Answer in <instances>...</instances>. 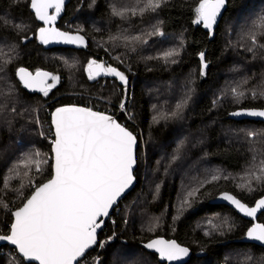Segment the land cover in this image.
Returning <instances> with one entry per match:
<instances>
[{"label":"trees","instance_id":"trees-1","mask_svg":"<svg viewBox=\"0 0 264 264\" xmlns=\"http://www.w3.org/2000/svg\"><path fill=\"white\" fill-rule=\"evenodd\" d=\"M145 2L70 0L58 26L88 38L87 50H74L42 47L26 0H0V234L10 232L12 212L34 186L52 176V142L40 137L37 117L51 130L56 107L87 104L112 111L142 137L137 135V184L113 210L84 264H166L144 248L156 237L188 247L185 264H264V248L237 241L252 222L212 203L222 192L248 206L264 197V181L243 186L264 160V122L228 117L238 109H264V99L251 98L264 91V48L248 51L254 47L249 30L264 16V0H229L213 32L195 22L199 0H167L155 12L113 15V8L139 9ZM257 44H264V35H257ZM172 50L178 54L165 58ZM91 60L117 68L127 83L111 75L90 80ZM20 67L48 70L60 80L47 97L32 93L16 76ZM233 88L246 98L237 100ZM36 151L48 163L42 173L33 167L26 176L23 163ZM259 221L264 224V212ZM13 261L35 264L0 245V264Z\"/></svg>","mask_w":264,"mask_h":264},{"label":"snow or ice","instance_id":"snow-or-ice-1","mask_svg":"<svg viewBox=\"0 0 264 264\" xmlns=\"http://www.w3.org/2000/svg\"><path fill=\"white\" fill-rule=\"evenodd\" d=\"M26 2L34 11V15L49 25L39 29V40L43 44L63 42L86 46L84 36L62 32L55 27V21L65 0H26ZM166 3L167 0H146L139 9L113 8V15L124 17L129 12L133 16L138 13L143 15L149 10L155 12ZM225 4L226 0H199L195 9L197 17L195 22L202 23L205 28L211 30L217 23V17ZM49 9H54L55 14H49ZM156 31L157 34L163 35L158 29ZM258 34L264 35V16L259 17L249 30V38L254 47L249 48L248 51H254L256 47L264 48V44H257ZM110 39L117 40L120 37H110ZM124 39L128 38L124 37ZM132 39L140 40L141 37ZM177 54L172 50L165 53V58ZM199 55L203 68H206L204 53L201 52ZM172 62L175 63L174 60ZM86 70L90 80H95L101 75H111L127 83L123 72L115 67H106L104 63H98L96 60L89 61ZM203 74L202 70L201 75ZM17 76L24 88L38 91L45 97L60 80V77L49 72L37 71L33 75L22 67L17 70ZM49 79L52 83H48ZM231 91L237 100L246 98L245 92L238 88H233ZM251 98L264 99V91H253ZM180 107L181 105H177V108ZM120 108L124 109L125 105L121 103ZM232 115L264 117V109H244ZM52 124L55 127V139L52 141L54 175L47 182L36 184L30 197L26 198V202L12 212L14 222L11 224L9 234H0V242L6 241L14 245L26 262L79 264V258L84 257L87 250L97 244V230L104 224L103 217L109 215V209L117 203L134 181L133 166L136 163L137 140L131 131L112 116L87 107L74 105L59 107L52 113ZM258 134L260 133H248L249 136ZM47 163L43 154L36 151L23 163V167L27 169L25 175L27 176L33 167L37 173H42V166ZM247 175L249 179L243 186H250L253 180L257 183L264 181V160L260 161L256 171ZM218 178L213 176L212 179ZM5 187H8L7 181ZM195 195V191L188 193L189 197ZM223 199L231 202L248 217H255L258 211L264 210V198L259 199L254 207H248L228 193L223 194ZM185 203L189 202L186 200ZM4 207L7 205L5 204ZM247 236L264 242V224H255L248 230ZM99 246L103 247V244ZM144 247L154 250L161 259L167 261L178 260L187 256L189 252L188 248L181 247L175 240L162 238L151 240ZM12 264H15V261Z\"/></svg>","mask_w":264,"mask_h":264},{"label":"water","instance_id":"water-1","mask_svg":"<svg viewBox=\"0 0 264 264\" xmlns=\"http://www.w3.org/2000/svg\"><path fill=\"white\" fill-rule=\"evenodd\" d=\"M228 1H229V0H226L225 7H224L223 9H221V14L217 17V23L213 26V28H212L211 30L207 29L208 31L213 32V31L216 29V27L219 25V23L221 22V20H222V18H223V15H224V13H225V11H226V9H227ZM69 3H70V0H65V3H64V5H63V7H62V10H61L59 16L57 17V20L55 21V27H56L58 30L62 31V32H67V33L72 34V35H77V34H79V35L84 36L86 46H84V45H78V44H66V43H63V42H50V43H48V44H43V43L39 40V29H40L41 27H48L49 25H46L43 21L39 20V19L34 15V16H35V19H36V21H37V23L40 25L39 28H38L37 31H36V38H37L38 43H39L42 47H44L45 49L69 48V49H74V50H87V48H88V38H87L85 35H83L82 33H79V32L65 31V30L60 29V28L58 27V23H59V21L61 20V18L64 16V14H65V10H66V7H67V5H68ZM30 11L34 14V11H33L31 8H30ZM48 12H49V14H55V10H54V9H49ZM20 68H21V67H20ZM22 68L27 69V70H28L30 73H32L33 75H35V73H36L37 71H44V72H49V73H51L50 71H48V70H44V69L37 70V71H33V70H31V69H29V68H27V67H22ZM18 69H19V68H18ZM18 69H17V70H18ZM51 74H52V73H51ZM16 76H17V71H16ZM17 78H18V76H17ZM18 80H19V78H18ZM19 81H20V80H19ZM50 82H51V80L49 79V80H48V83H50ZM20 83H21V82H20ZM21 84H22V83H21ZM22 86H23V84H22ZM23 87H24V86H23ZM25 89H26V88H25ZM26 90H28L29 92H32V93H36V92L31 91V90H29V89H26ZM37 92H38V91H37ZM39 93H40V92H39ZM63 106H73V105H63ZM74 106L86 107V106H82V105H74ZM59 107H62V106H59ZM59 107H56V108L52 111V113H54L55 110H56L57 108H59ZM87 108H89V107H87ZM244 109H257V110H261L262 108H243V109H238V110H235V111L229 113V115H228L229 119L234 120V121L251 120V121L264 122V117H253V116H248V115H232V113L239 112V111H242V110H244ZM93 110H94V109H93ZM94 111H96V110H94ZM98 112H99V111H98ZM52 113H51V116H50V121H51V125H52V128H53V133H55V127H54V125L52 124ZM104 114H106V113H104ZM106 115H109V114H106ZM109 116H111V115H109ZM112 117H113V116H112ZM113 118H114L118 123H120L115 117H113ZM120 124H121L122 126L126 127L124 124H122V123H120ZM126 128H127V127H126ZM127 129H128V128H127ZM128 130L131 131L130 129H128ZM131 132H132V131H131ZM132 133H133V132H132ZM133 135L136 137V140H137V143H136V146H135V159H136V163H135V165L133 166V176H134V181H133L132 185H130V187H129L128 189H126L125 192L122 194V196L118 199L117 203H116L115 205H113L112 208L109 209V215H108L107 217H103L104 224L102 225V227H101L100 229L97 230V243H98V236H99L100 232L103 230V228L105 227L106 222H107L108 219L110 218V216H111L113 210L119 205V203H120V202H121V201H122L127 195H129V194L133 191V189L135 188V186H136V184H137V179H136V176H135V171H136V168H137V154H136V153H137V148H138V139H137V136L135 135V133H133ZM54 136H55V135H54ZM52 147H53V145L51 146V149H52ZM53 166H54V153L52 152V176H51V178H52L53 175H54V168H53ZM51 178H50V179H51ZM47 181H48V180H47ZM47 181H46V182H47ZM44 183H45V182H44ZM224 193H228V194H231V195L235 196L234 194H232V193H230V192H222V193H220L219 195H217V196L212 200V203H213V204H219V205H226V206L230 207L231 209H233L234 211H236L241 217H243V218H245L246 220H249V221L252 222V225L247 229V231H246L244 237L241 238V239H239V240H237V241H239V242H243V243L255 244V245L259 246V247L264 248V242L256 241V240L250 239V238L247 236V232H248V230H249L251 227H253L255 224H263L262 222L259 221V216L264 212V210H260V211H258L255 217H248V216H246L244 213L240 212L239 209H237L233 204H231V202H229V201L223 199V194H224ZM31 194H32V193H31ZM29 197H30V196H29ZM235 197H236V196H235ZM236 198L239 199L238 197H236ZM263 198H264V197H263ZM239 200H240V199H239ZM25 202H26V201H25ZM25 202H24V203H25ZM241 202L244 203L243 201H241ZM244 204H245V203H244ZM255 204H256V203H255ZM255 204L252 205V206H248L247 204H246V205H247L248 207H254ZM12 217H13V215H12ZM13 222H14V217H13V221H12V223H13ZM8 234H9V233H8ZM161 238L164 239V240H168V239L163 238V237H156V238H153V239H151V240L161 239ZM151 240H149L147 243H149ZM171 240H173V239H171ZM175 241H176V240H175ZM147 243H145V244H147ZM176 243H177L178 245H180L181 247L188 248V247H186V246H184V245H181V244L178 243L177 241H176ZM0 245H8V246H10V247L15 248L14 245H11L10 243H8V242H6V241H4V242H0ZM96 246H97V244L93 245L90 249H88L87 252H86V254H85V256L89 253V251L93 250ZM144 248H145V247H144ZM15 249H16V248H15ZM145 249L148 250V251H150V252L155 253V254L157 255V257H158L159 262H161V263H166V264H185V263H187V262L190 260V257H191L190 249H189V248H188L189 252H188V255H187V256H183V257H181L180 259L175 260V261H167V260H163V259H161V258L159 257V254L156 253L154 250H152V249H147V248H145ZM16 251H17V250H16ZM17 253H18V251H17ZM18 255L21 257V255H20L19 253H18ZM85 256H84V257H85ZM84 257L79 258V261L82 260ZM25 262H26V261H25ZM26 263H35V264H38V262H35V261H32V262H26Z\"/></svg>","mask_w":264,"mask_h":264},{"label":"built area","instance_id":"built-area-1","mask_svg":"<svg viewBox=\"0 0 264 264\" xmlns=\"http://www.w3.org/2000/svg\"><path fill=\"white\" fill-rule=\"evenodd\" d=\"M86 106H87V104H86ZM89 106H92V105L89 104ZM98 109H100V106L98 107ZM118 109L120 110V112L123 111V112L125 113V115L127 116L126 111H125L124 109H121L120 107H118ZM46 111H47V113L49 112V107H48V106H47ZM103 112H105V113H107V114H109V115H112V114H113V112L110 111V110H107V111L103 110ZM50 114H51V113H50ZM127 119H128V117H127ZM37 124H38L39 131H40V137H41L42 139H46V140H48L49 142H52V141L55 139V136H54V133H53V128L50 130V129L48 128V123H43V122L41 121V119H39V117H37ZM41 133H43V135H41ZM136 133H137V135H138V136L140 137V139H141V137H142V132H141V130L138 129V130L136 131ZM93 259H95V256L93 257ZM79 264H84V263H83V261H82V262L80 261Z\"/></svg>","mask_w":264,"mask_h":264},{"label":"rangeland","instance_id":"rangeland-1","mask_svg":"<svg viewBox=\"0 0 264 264\" xmlns=\"http://www.w3.org/2000/svg\"><path fill=\"white\" fill-rule=\"evenodd\" d=\"M60 22V21H59ZM59 24V23H58ZM59 27V26H58ZM61 29V28H60ZM65 31H67V30H65ZM71 32H77V31H71ZM79 33H81V32H79ZM83 34V33H82ZM84 35V34H83ZM50 83H52V81L50 82ZM58 84V83H57ZM56 84V85H57ZM43 108H45V107H43ZM52 113V112H51ZM50 116H51V114H50Z\"/></svg>","mask_w":264,"mask_h":264},{"label":"clouds","instance_id":"clouds-1","mask_svg":"<svg viewBox=\"0 0 264 264\" xmlns=\"http://www.w3.org/2000/svg\"><path fill=\"white\" fill-rule=\"evenodd\" d=\"M135 135H136V134H135ZM136 136H137V135H136ZM95 248H96V247H95ZM84 258H85V257H84ZM84 258H83V259H84ZM83 259H82V260H83ZM82 260H80V261H82ZM80 261H79V262H80Z\"/></svg>","mask_w":264,"mask_h":264}]
</instances>
